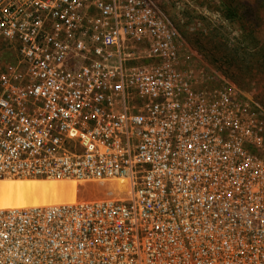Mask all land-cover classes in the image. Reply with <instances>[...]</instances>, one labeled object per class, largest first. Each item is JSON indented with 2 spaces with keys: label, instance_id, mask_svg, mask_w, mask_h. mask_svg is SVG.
<instances>
[{
  "label": "built area",
  "instance_id": "built-area-1",
  "mask_svg": "<svg viewBox=\"0 0 264 264\" xmlns=\"http://www.w3.org/2000/svg\"><path fill=\"white\" fill-rule=\"evenodd\" d=\"M179 63L157 0H0V179L115 194L0 209V264H264V105Z\"/></svg>",
  "mask_w": 264,
  "mask_h": 264
},
{
  "label": "rangeland",
  "instance_id": "rangeland-1",
  "mask_svg": "<svg viewBox=\"0 0 264 264\" xmlns=\"http://www.w3.org/2000/svg\"><path fill=\"white\" fill-rule=\"evenodd\" d=\"M157 2L178 33L180 70L208 89L232 83L264 105V0ZM76 183L0 182V208L115 196L111 184Z\"/></svg>",
  "mask_w": 264,
  "mask_h": 264
},
{
  "label": "bare ground",
  "instance_id": "bare-ground-1",
  "mask_svg": "<svg viewBox=\"0 0 264 264\" xmlns=\"http://www.w3.org/2000/svg\"><path fill=\"white\" fill-rule=\"evenodd\" d=\"M1 183H25V182H45V183H67V184H77L75 181H59L55 179H29V178H2L0 179ZM86 184V183H84ZM123 187V184H121ZM77 200V199H76ZM76 200H62V201H53V202H47L42 204H34L29 206H10L6 208H0V209H7V208H24V207H31V206H40V205H50V204H59V203H69L74 202Z\"/></svg>",
  "mask_w": 264,
  "mask_h": 264
}]
</instances>
